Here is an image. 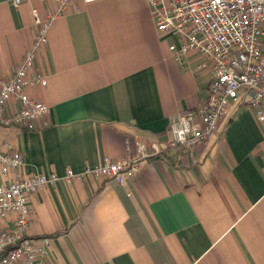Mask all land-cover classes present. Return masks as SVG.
<instances>
[{
    "label": "crops",
    "instance_id": "obj_1",
    "mask_svg": "<svg viewBox=\"0 0 264 264\" xmlns=\"http://www.w3.org/2000/svg\"><path fill=\"white\" fill-rule=\"evenodd\" d=\"M34 8L57 2L0 0V87L33 46ZM48 38L33 69L47 84L27 92L49 113L0 128V147L23 156L0 180L60 177L30 198L27 235L50 238L41 264H264V118L242 103L193 154L173 144L172 117L205 99L211 71L196 50L176 58L148 0H74ZM128 156L141 169L123 184L66 177Z\"/></svg>",
    "mask_w": 264,
    "mask_h": 264
},
{
    "label": "built area",
    "instance_id": "obj_2",
    "mask_svg": "<svg viewBox=\"0 0 264 264\" xmlns=\"http://www.w3.org/2000/svg\"><path fill=\"white\" fill-rule=\"evenodd\" d=\"M73 1L56 0L57 11L45 16L37 8L33 9L36 26L33 46L25 51L14 73L1 79L0 128L19 125L37 129L49 113V106L33 99L27 88L47 84L43 75L33 72L37 51L48 43L54 19L66 13ZM23 2L13 0L15 6ZM148 3L157 29L178 37L180 45L170 46L176 58L183 61L185 55L196 50L202 60L198 68L208 67L211 71L205 99L196 108L172 117L174 145L193 154L194 147L209 142L242 103H247L264 118V0H148ZM12 100L20 101L19 110L8 111ZM22 162L19 150L0 147V176L16 171ZM140 169L138 158L105 157L82 173L69 171L66 177L92 175L123 184ZM59 178L51 173L0 180V219L16 215L13 228L0 230V264H41L48 254L49 237L37 239L27 235L30 198Z\"/></svg>",
    "mask_w": 264,
    "mask_h": 264
},
{
    "label": "trees",
    "instance_id": "obj_3",
    "mask_svg": "<svg viewBox=\"0 0 264 264\" xmlns=\"http://www.w3.org/2000/svg\"><path fill=\"white\" fill-rule=\"evenodd\" d=\"M7 251V250H6Z\"/></svg>",
    "mask_w": 264,
    "mask_h": 264
}]
</instances>
